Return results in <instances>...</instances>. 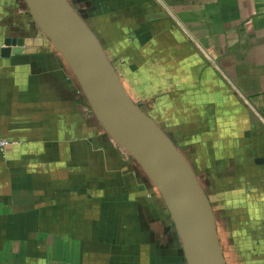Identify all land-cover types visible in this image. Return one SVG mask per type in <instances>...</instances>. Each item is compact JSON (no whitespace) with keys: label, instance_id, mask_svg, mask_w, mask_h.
Instances as JSON below:
<instances>
[{"label":"crops","instance_id":"1","mask_svg":"<svg viewBox=\"0 0 264 264\" xmlns=\"http://www.w3.org/2000/svg\"><path fill=\"white\" fill-rule=\"evenodd\" d=\"M70 2L195 169L227 264H264V0ZM0 134V264H188L28 0H0Z\"/></svg>","mask_w":264,"mask_h":264},{"label":"water","instance_id":"2","mask_svg":"<svg viewBox=\"0 0 264 264\" xmlns=\"http://www.w3.org/2000/svg\"><path fill=\"white\" fill-rule=\"evenodd\" d=\"M28 2L41 28L69 62L103 125L158 186L188 264H227L210 200L195 169L162 126L127 94L114 63L82 14L70 0ZM6 46L7 54L34 50L14 40Z\"/></svg>","mask_w":264,"mask_h":264},{"label":"built area","instance_id":"3","mask_svg":"<svg viewBox=\"0 0 264 264\" xmlns=\"http://www.w3.org/2000/svg\"><path fill=\"white\" fill-rule=\"evenodd\" d=\"M9 143L10 141L0 134V151L1 152H4L6 150Z\"/></svg>","mask_w":264,"mask_h":264},{"label":"trees","instance_id":"4","mask_svg":"<svg viewBox=\"0 0 264 264\" xmlns=\"http://www.w3.org/2000/svg\"><path fill=\"white\" fill-rule=\"evenodd\" d=\"M109 58V57H108ZM224 256H225V253H224ZM226 259V258H225Z\"/></svg>","mask_w":264,"mask_h":264}]
</instances>
